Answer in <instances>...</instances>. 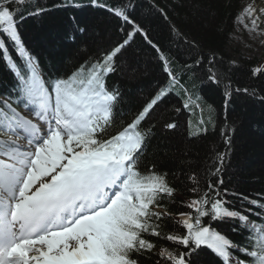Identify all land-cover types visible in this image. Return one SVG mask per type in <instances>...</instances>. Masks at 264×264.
<instances>
[{
  "label": "snow or ice",
  "instance_id": "6c2138e0",
  "mask_svg": "<svg viewBox=\"0 0 264 264\" xmlns=\"http://www.w3.org/2000/svg\"><path fill=\"white\" fill-rule=\"evenodd\" d=\"M31 2L0 0V60L17 80L15 97L10 93L0 99V264H139L136 257L155 247L148 236L162 237L176 246L161 248L157 264H197L202 249L211 250L222 264H264V222L250 218L264 217V203L233 192L242 208L248 207L246 211L229 207V189L223 187L221 176L227 153L210 155L203 182L198 174L189 176L193 198L181 202L189 211L176 214L175 222L183 231L162 236L161 221L173 214L158 209L163 207L162 200L173 199L176 189L167 173L156 171L155 165L141 169L154 127L144 125L176 89L184 96V109H199L203 114V108L182 83L173 61L132 17L130 5L108 7L93 0L121 22L123 37L69 75L45 79L18 27L25 12L39 15L44 11L31 8ZM157 10L168 21L167 12ZM262 14L264 8L250 3L240 21L249 20V30L255 31ZM170 32L189 49L197 47L175 25L170 24ZM137 36L156 52L168 83L159 87L130 122L116 129L115 111L121 96L118 89L108 88L106 78L118 71L119 61ZM9 44L23 67L11 55ZM202 61L203 56L193 58L182 69L190 71ZM208 63V79L219 83L214 57ZM252 74H264V67L254 68ZM236 91L249 92L247 88ZM225 96L227 106L231 92ZM207 124L214 127L211 114L208 120H199L200 131L206 132ZM176 127L175 123L165 125ZM231 130L226 126L222 132L226 145L231 144ZM229 222L248 231L246 245L237 244L213 226Z\"/></svg>",
  "mask_w": 264,
  "mask_h": 264
},
{
  "label": "trees",
  "instance_id": "16d2710c",
  "mask_svg": "<svg viewBox=\"0 0 264 264\" xmlns=\"http://www.w3.org/2000/svg\"><path fill=\"white\" fill-rule=\"evenodd\" d=\"M32 0L30 7L43 8L39 15H28L19 23V32L27 51L35 57L39 71L45 79L69 75L86 59L96 56L101 50L123 37L119 31L120 21L105 7L93 4V0ZM247 0H96L97 5L108 7L129 6L132 17L140 23L157 43L164 54L173 61V68L182 76V83L193 94V99L203 108L184 109V96L179 89L170 93L154 110L145 127L153 126L148 148L142 159L141 169L152 165L156 171L167 173V179L176 189L173 199L161 201L164 212L172 213L170 219L161 221L162 236L177 229L178 213L189 211L181 202L193 198L190 192L192 182L189 176L198 174L203 182L205 166L215 152L227 153L221 176L223 187L229 189L226 197L229 207L246 211L241 200L232 193H239L264 203V74L253 76L252 71L264 67V60L246 63L243 66L229 65L230 57L224 54L232 24ZM12 7H16L12 5ZM25 7H29L26 5ZM164 9L168 21L157 9ZM170 24L188 40L196 41L192 50L170 32ZM84 29L83 32L78 29ZM92 30L99 38L89 39ZM11 55L21 64L11 44ZM203 56L199 66L191 70L182 69L193 58ZM214 57L213 70L220 83L208 79V60ZM56 74V76L48 75ZM225 82L230 86L226 88ZM108 88L118 89L120 102L115 111L116 129L130 122L133 115L156 93L159 87L168 83V77L156 52L140 36L126 49L118 63V71L106 78ZM17 80L14 74L0 60V95L15 94ZM249 90L237 92L236 89ZM231 90L227 119L225 92ZM254 93V94H253ZM262 99V100H259ZM176 109H180L179 112ZM211 114L213 124H207V131L198 126L201 117L208 120ZM187 120V124H186ZM167 123H175V129H167ZM228 129L231 144L224 143L222 132ZM115 130V129H113ZM199 133V134H198ZM259 211V209H253ZM257 223L264 217H250ZM222 234L239 245H246L249 233L234 222L213 225ZM235 229V230H234ZM155 247L151 252L136 257L139 264H157L161 248L174 249L171 242L158 237H146ZM236 255H239L238 253ZM208 249H202L197 264H222L220 258ZM240 259L249 260L247 256Z\"/></svg>",
  "mask_w": 264,
  "mask_h": 264
},
{
  "label": "rangeland",
  "instance_id": "374dc122",
  "mask_svg": "<svg viewBox=\"0 0 264 264\" xmlns=\"http://www.w3.org/2000/svg\"><path fill=\"white\" fill-rule=\"evenodd\" d=\"M250 3H253L257 9L264 8V0H247L245 7ZM241 13L234 18L232 32H230L228 43L224 48V54L230 57L229 65L232 66H243L242 62L252 63L264 60V34H262L264 33V14L261 15L260 27L255 31H250V21L245 19L244 23H241ZM245 24H248L249 27L245 28ZM93 38H99L94 30H92L89 39Z\"/></svg>",
  "mask_w": 264,
  "mask_h": 264
}]
</instances>
